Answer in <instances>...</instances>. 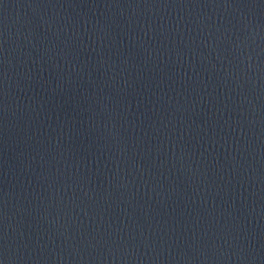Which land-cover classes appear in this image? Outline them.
Masks as SVG:
<instances>
[{"label": "water", "instance_id": "1", "mask_svg": "<svg viewBox=\"0 0 264 264\" xmlns=\"http://www.w3.org/2000/svg\"><path fill=\"white\" fill-rule=\"evenodd\" d=\"M0 264H264V0H0Z\"/></svg>", "mask_w": 264, "mask_h": 264}]
</instances>
